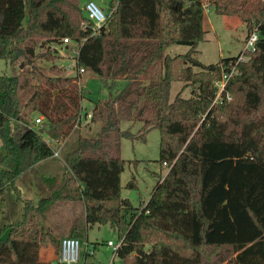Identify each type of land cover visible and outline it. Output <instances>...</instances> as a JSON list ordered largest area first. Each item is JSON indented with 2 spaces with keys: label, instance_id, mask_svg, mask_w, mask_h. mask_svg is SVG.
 <instances>
[{
  "label": "trees",
  "instance_id": "16d2710c",
  "mask_svg": "<svg viewBox=\"0 0 264 264\" xmlns=\"http://www.w3.org/2000/svg\"><path fill=\"white\" fill-rule=\"evenodd\" d=\"M82 1L0 0V60L18 68L0 76V165L14 166L0 171V197L11 190L18 206L12 221L0 222V264H57L39 255L49 245L61 250L47 215L65 193L83 203L88 228L109 226L124 240L121 264H264V0H209L214 13L260 34L216 104L221 66L238 57L206 66L195 56L206 34L203 0H110L116 8L100 29ZM74 45L71 75L56 61ZM173 46L189 51L170 57ZM80 69L110 81L111 90L127 84L93 101L89 113ZM173 82L185 86L171 101ZM189 87L193 96L184 99ZM89 116L100 131L79 135L64 153L65 192L24 201L17 182L54 156L47 140L61 146ZM124 124L141 128L135 134ZM154 130L159 162L170 171L138 213L121 195L122 142H146ZM136 187L134 177L127 188Z\"/></svg>",
  "mask_w": 264,
  "mask_h": 264
},
{
  "label": "rangeland",
  "instance_id": "374dc122",
  "mask_svg": "<svg viewBox=\"0 0 264 264\" xmlns=\"http://www.w3.org/2000/svg\"><path fill=\"white\" fill-rule=\"evenodd\" d=\"M82 1V11L84 4L87 2ZM100 7L104 9L105 12H109L111 8L115 10V6H110V0H93ZM206 4V1H205ZM83 14L85 15L84 11ZM86 16V15H85ZM90 24L89 22H87ZM205 37L204 41L201 42L197 48V54L195 55L201 63L206 66L217 65L223 60L238 57L245 47L246 37L248 35V28L246 25L242 24L237 18H228L224 16H219L214 13L213 9L209 13L205 14L204 20ZM73 50L77 51V46H72L68 51H62V56L60 60L56 63L64 69V72L68 74H75V61L73 58L75 54ZM189 51V47L186 46H173L168 49L167 54L170 57H175L178 55H184ZM198 72V69H194ZM18 72L16 66L6 64L4 61L0 60V76H14ZM113 86V85H112ZM126 86L123 81H117L113 89L111 90V82L102 79L90 72H86L81 77V92H83L84 102L87 111L90 113L93 108V101L104 100L107 98L108 94L112 92L113 94L120 93ZM185 84L182 82H173L171 88V101H174L176 96L182 91ZM194 89L192 87L186 88L183 91L182 97L184 99H190L193 96ZM90 121L88 118L84 119L81 126H87L86 122ZM14 128L17 127L16 124L13 125ZM80 126V127H81ZM80 127L77 129L76 133L69 139L66 140L61 146H58L57 151L60 153V160H54L58 167H61L62 175L66 170L64 168V153L69 152L73 147L71 145L75 144L77 137L81 133H87L81 131ZM131 129L133 133H138L141 124H136L133 127L130 124H124L123 129ZM88 137L89 133L85 134ZM93 138V137H92ZM57 146V145H55ZM0 152H3V143L0 139ZM122 157L127 161L125 171L122 175V198L129 200L133 205L135 212H140V210L148 203L151 198L154 188L160 182V178L163 179L167 174L163 172V165L159 162L160 160V133L154 130L147 136L146 142L134 141L124 139L122 142ZM14 170V166L2 167L1 170ZM168 170V168H167ZM56 178L52 184L53 194L56 192H63L62 182L64 179H60V175ZM135 177L137 187L135 189L127 188L128 184ZM18 187H25L26 196L32 195L35 199H41L47 197L46 195H40L37 183L34 179V173H29L18 183ZM30 194V195H29ZM66 205L52 207L48 212V217L51 215V221L58 219L70 220L71 218L77 217L83 210L84 205H79L78 202L70 205L67 202ZM68 204V205H67ZM18 206L16 204V196L11 190H7L6 193L0 197V222H2L7 216L13 215ZM83 217L82 215H80ZM83 219V218H82ZM57 223V222H55ZM80 225V232L78 236H73L72 234H63L60 238H57L58 242L65 238H77L82 245V262L86 264H110L113 251L108 245V241H113L117 244L120 240L116 232H114L109 226H95L87 227L83 221ZM55 236H58L55 233ZM59 237V236H58ZM89 245L90 250L96 251L94 256H90L86 261L85 250L86 245ZM54 250V258L57 261L60 256V245L58 248L56 246L49 245ZM149 247H147L148 250ZM115 264H121V261L116 258Z\"/></svg>",
  "mask_w": 264,
  "mask_h": 264
},
{
  "label": "built area",
  "instance_id": "2783aa9c",
  "mask_svg": "<svg viewBox=\"0 0 264 264\" xmlns=\"http://www.w3.org/2000/svg\"><path fill=\"white\" fill-rule=\"evenodd\" d=\"M205 1H206V4H205ZM203 3H204L205 14L209 13L212 9L209 0H203ZM83 11L87 17V20L95 27V29H100L102 26H104L114 12L113 10H110L109 12H105L104 9L100 7L93 0L87 1L84 4ZM259 39H260V34L258 31V28H254L248 33L246 37L244 50L238 56L236 63L231 62L229 63L227 67H224L223 65L221 66L223 69V75H222L221 81L217 84L219 92L215 100V104L221 102V96L226 91V87L229 81L234 76H237L240 74L239 69H238L239 63L247 62L248 58L246 57V54L253 53L256 51ZM64 44L65 45L70 44V40L65 39ZM73 53L75 54V57H76L78 53V48H77V51L73 50ZM75 57L73 58V60L75 61V64H76ZM84 73H86L85 70L80 69L79 74L82 76ZM226 99L229 102L232 101V96L228 92L226 93ZM88 119L91 120V116H89ZM41 121H42V118L38 119L36 123L40 124ZM47 144L49 146L57 145L55 142L51 140H47ZM58 156H59V151H54V157H58ZM162 165H163V172H166V174H168L170 171V166L168 165V163H163ZM123 243H124V240H120L117 244H115L113 241L108 242L107 246L113 251V257H112L110 264H115V259L118 258L117 257L118 251L122 248ZM82 245L83 243L75 237L63 239L61 241L60 256L55 263L57 264H80L82 263V253H81ZM87 252L89 255L95 254V252L93 250L91 251L90 249H88Z\"/></svg>",
  "mask_w": 264,
  "mask_h": 264
},
{
  "label": "crops",
  "instance_id": "0c3cea01",
  "mask_svg": "<svg viewBox=\"0 0 264 264\" xmlns=\"http://www.w3.org/2000/svg\"><path fill=\"white\" fill-rule=\"evenodd\" d=\"M127 84L126 81H123ZM83 106L85 107V111H87L86 109V106H85V103H83ZM92 111V110H91ZM87 126H81L80 129L81 131H85L87 133L90 134V136H88V138H92V137H95L99 131H100V125L99 124H95V123H91L90 121H87L86 122ZM87 133H81V135L83 137L87 136L85 134ZM58 146H53L54 150L57 151V148ZM59 151V150H58ZM60 153H59V156L58 157H51L43 162H40L38 163L37 165H35L32 169H30L28 172H26L25 174H23L18 182H17V187H18V183L20 182V180H22L25 176H27L29 173H34V179L37 183V186H38V189L40 191V195H46L47 197L45 198H41V199H35L32 195L30 196H26V190H25V187H18V189L20 190L21 192V195H22V199L24 201H30V202H33L34 204L38 203L39 201L43 200V199H47V198H53L55 194H53V191H52V187H51V184L52 182L58 178L59 179V175H60V179H64V181L62 182V189H63V192H65V189L68 187V179L71 178V175L68 171H65L62 175V171L61 170V167H58V165L53 162L54 160H60ZM121 186H122V177H121ZM64 201H62V203L60 204H63V205H60V206H64L66 205L65 203L67 202L68 204L72 205L74 204L73 201H68L67 200V194L65 193L64 195ZM66 200V201H65ZM76 203V202H75ZM67 204V205H68ZM79 205H83L82 202H78ZM80 215H82L83 217H81ZM80 215H78L77 217H74V218H71V222L70 220H62L60 217L58 219H55L54 221H51V215L50 217H48L47 219V225L52 229L54 230V233H57V235L59 236H56L57 238H60V236H62L63 234H72L74 233L75 231H80L78 230L80 228V225L84 219H85V211H84V206H83V210L82 212L80 213ZM10 217H7V220L9 219V221H12L13 219V216L12 215H9ZM12 217V218H11ZM11 218V219H10ZM83 218V219H82ZM57 222V223H55ZM109 242V241H108ZM87 249L85 250V255H86V252L89 248V245L87 244ZM40 262L41 263H55L56 260L54 258V250L52 247H49V246H46L44 247L41 252H40Z\"/></svg>",
  "mask_w": 264,
  "mask_h": 264
}]
</instances>
